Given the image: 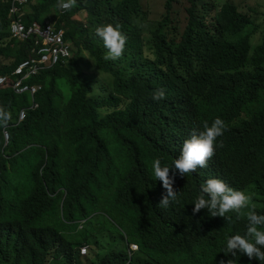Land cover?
<instances>
[{
  "label": "trees",
  "instance_id": "obj_1",
  "mask_svg": "<svg viewBox=\"0 0 264 264\" xmlns=\"http://www.w3.org/2000/svg\"><path fill=\"white\" fill-rule=\"evenodd\" d=\"M176 1L166 0L163 17L151 23L141 0H74L64 14L59 0H30L27 22L53 18L74 55L29 82L42 85L39 108L20 124L31 97L0 89V109L10 113L0 124V209L10 215L0 222V264H264L225 252L227 236L244 227L192 211L199 185L221 176L264 213V36L252 43V13L233 0H187L181 29L171 17ZM9 24L0 1V41ZM103 24H119L127 38L116 60L104 59L95 34ZM33 47V39L0 43V59L9 60L0 61V73L11 75ZM87 57L110 83L95 81ZM161 87L165 97L152 99ZM217 116L226 130L212 170H170L177 199L159 205L166 189L153 159L171 165L184 140ZM87 218L77 231L72 223ZM122 235L139 246L131 262L117 246ZM83 244L91 246L88 256L80 254Z\"/></svg>",
  "mask_w": 264,
  "mask_h": 264
},
{
  "label": "clouds",
  "instance_id": "obj_2",
  "mask_svg": "<svg viewBox=\"0 0 264 264\" xmlns=\"http://www.w3.org/2000/svg\"><path fill=\"white\" fill-rule=\"evenodd\" d=\"M8 5V19L10 24L8 26V36L0 41L2 44H7L10 40L27 41L34 40V47L32 50L33 55L23 61H21L14 71L9 74L0 73V89H11L16 95H29L32 99L30 106L22 108L18 115V123L23 122L27 114L31 110L39 108V103L36 102L35 96L42 90V85L29 83L34 77H37L43 71L53 68L58 64H67L74 55L72 44L65 40L66 31L64 27H57L53 18L45 20L43 26L37 21L27 22L28 8L30 0L20 6L22 21L26 28L31 27L34 23H37L41 28H45L47 22H49L57 31L62 29L64 32V42L69 46L70 56L63 59L56 64H38L41 59L40 50L45 47L44 41L37 35H30L28 38H20L14 36L12 32V25L17 19L16 15H12L11 8L12 2L10 0H0ZM74 3V0H59L58 7H60L61 13L68 11ZM143 9V8H142ZM148 21V18H147ZM149 22V21H148ZM158 22V21H157ZM156 23V22H151ZM150 27V25L147 24ZM96 36L102 40L106 53L104 55L105 60L118 59L125 48L126 36L122 32L119 24H103L99 25L95 29ZM0 61L4 64H8L9 60L1 58ZM26 61L37 63V73L31 75L29 78L24 79V74H18L17 69ZM101 72V71H100ZM103 74V73H102ZM106 75V74H105ZM21 87H28L25 91H20ZM33 89H35L33 91ZM166 92L163 87L153 91L152 99L161 100L165 97ZM10 118V113L7 110L0 109V124L5 126ZM4 147H8L10 144V133L7 128H3ZM226 130L225 121L219 116L215 117L210 123L204 122L202 130L198 134H193L190 138L184 140L180 154L178 158H175L171 165L162 164L161 159L155 158L151 163V169L154 177L162 181L163 187L166 189L159 202V205L167 208L170 203L176 201L177 191L172 187L173 176L169 175L172 170L173 175L178 172L180 175H186L193 172L199 166L204 172L212 170V161L214 159L215 147H218L217 138L222 136ZM203 183L199 185V191L195 196L193 213L201 211L205 216L214 219L224 220V225L238 227L237 229L244 227L245 232L243 234L235 233L227 236L225 243V252L235 257L239 253L246 254L250 259L255 258L259 262L264 261V213H258L255 210V205L250 204L252 197L244 190L238 187H231L223 177L210 176ZM3 191L0 186V204L3 197ZM247 209V213H243ZM7 211L0 209V222L7 221ZM90 218L74 221L72 224L77 225V231H84ZM118 248L126 249L129 256V262L136 254H140L138 244L129 242L127 237L117 236ZM110 246V245H108ZM84 250L86 252H84ZM91 251L89 244H83L80 246L81 256H88ZM244 259L237 258L232 263L244 264ZM128 262V263H129ZM220 264H225V261L221 260ZM227 264H231L228 259Z\"/></svg>",
  "mask_w": 264,
  "mask_h": 264
},
{
  "label": "built area",
  "instance_id": "obj_3",
  "mask_svg": "<svg viewBox=\"0 0 264 264\" xmlns=\"http://www.w3.org/2000/svg\"><path fill=\"white\" fill-rule=\"evenodd\" d=\"M12 2L11 13L16 15L12 25V32L14 36L20 38H28L30 35H37L41 37L44 41V46L40 50L41 59L38 61V64H56L63 59L70 56L69 46L64 42V32L62 29L56 30L49 22L45 28H41L37 23H34L31 27L26 28L22 21V16L24 15L21 12L20 6L27 2V0H10ZM39 69V68H38ZM37 63L32 61L24 62L18 69V74H24V79L29 78L31 75L37 73ZM28 87H21L20 91L27 90ZM35 89H33L34 91ZM84 252H86L84 250Z\"/></svg>",
  "mask_w": 264,
  "mask_h": 264
},
{
  "label": "rangeland",
  "instance_id": "obj_4",
  "mask_svg": "<svg viewBox=\"0 0 264 264\" xmlns=\"http://www.w3.org/2000/svg\"><path fill=\"white\" fill-rule=\"evenodd\" d=\"M166 0H141L143 11L147 14L149 22H157L161 20L165 13L164 4ZM219 3L226 0H215ZM239 5L242 11H250L253 16L254 25L250 26L249 31H253L256 28L252 37V43L257 45L261 43L264 36V0H233ZM189 6L187 0H177L172 6L171 17L175 20L174 24L179 25V28L183 29L187 19L186 9ZM80 18H84V14L80 15ZM86 61H92L89 73L93 75L95 81L99 83H110L109 76L102 74L94 65L92 58L87 57ZM83 67L86 64L82 63Z\"/></svg>",
  "mask_w": 264,
  "mask_h": 264
}]
</instances>
